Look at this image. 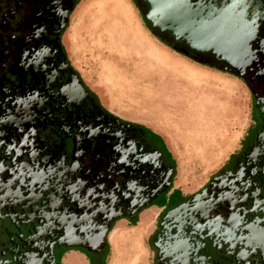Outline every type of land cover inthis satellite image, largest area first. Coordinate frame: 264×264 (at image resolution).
Instances as JSON below:
<instances>
[{"label":"flooded vegetation","instance_id":"af4514ba","mask_svg":"<svg viewBox=\"0 0 264 264\" xmlns=\"http://www.w3.org/2000/svg\"><path fill=\"white\" fill-rule=\"evenodd\" d=\"M77 2L0 0V264L103 263L116 232L141 236L146 264H264V0H248V42L227 63L162 33L249 95L239 150L183 183L163 142L101 108L70 65Z\"/></svg>","mask_w":264,"mask_h":264},{"label":"crops","instance_id":"0c3cea01","mask_svg":"<svg viewBox=\"0 0 264 264\" xmlns=\"http://www.w3.org/2000/svg\"><path fill=\"white\" fill-rule=\"evenodd\" d=\"M144 9L137 0H78L61 41L70 65L101 108L161 140L179 166L178 141L212 135L222 124L220 95L228 94L229 83L243 84L229 73L191 59L178 46L162 42L144 21ZM247 110L242 132L224 160L192 182L204 181L239 150L249 126V98ZM177 180L190 181L189 176L179 175ZM137 236L116 232L105 261L94 264H108L114 251L122 255L131 250L138 251V262L146 264L142 239ZM61 264L93 262L78 252H67Z\"/></svg>","mask_w":264,"mask_h":264},{"label":"water","instance_id":"95a60500","mask_svg":"<svg viewBox=\"0 0 264 264\" xmlns=\"http://www.w3.org/2000/svg\"><path fill=\"white\" fill-rule=\"evenodd\" d=\"M140 1L146 6L143 19L151 29L184 39L193 51H211L227 63L248 42L247 21L254 13L248 0Z\"/></svg>","mask_w":264,"mask_h":264},{"label":"rangeland","instance_id":"374dc122","mask_svg":"<svg viewBox=\"0 0 264 264\" xmlns=\"http://www.w3.org/2000/svg\"><path fill=\"white\" fill-rule=\"evenodd\" d=\"M144 11L146 10L144 9ZM224 85L226 86L227 83H224ZM226 88L228 94L220 95L219 98L220 116L218 118L222 119V124H218L217 130L213 132L214 134L212 133V135L206 137L199 135L198 137L178 141L176 158L179 166L176 163L177 176H189L190 181L192 178L204 177L210 168L224 160L226 153L239 138L248 114V92L243 85L237 82L229 83L228 88ZM233 106L234 113L232 112ZM137 252L131 250L120 255L119 252L114 251V255L108 264H144V262H138L139 253ZM60 253L56 254L58 263H61L63 257ZM93 256L94 258H100L96 255ZM104 257L103 254L101 256L102 261H105Z\"/></svg>","mask_w":264,"mask_h":264},{"label":"trees","instance_id":"16d2710c","mask_svg":"<svg viewBox=\"0 0 264 264\" xmlns=\"http://www.w3.org/2000/svg\"><path fill=\"white\" fill-rule=\"evenodd\" d=\"M152 32H153V34H155V35H156V36H157L162 42H164V43H166V44H169L171 47L174 48V46H173L172 44H170V43L168 42V40L165 39V38L163 37L162 34L158 33V32L155 31V30H152ZM186 55H188L189 57H191V59L197 61L198 63L204 64V65H208V66H212V65H210V63L204 62L203 60H201V59H199V58H196V57H194V56H192V55H190V54H186Z\"/></svg>","mask_w":264,"mask_h":264},{"label":"bare ground","instance_id":"6f19581e","mask_svg":"<svg viewBox=\"0 0 264 264\" xmlns=\"http://www.w3.org/2000/svg\"><path fill=\"white\" fill-rule=\"evenodd\" d=\"M140 62V61H139ZM156 76V75H155ZM178 92V91H177ZM75 261V260H74Z\"/></svg>","mask_w":264,"mask_h":264}]
</instances>
